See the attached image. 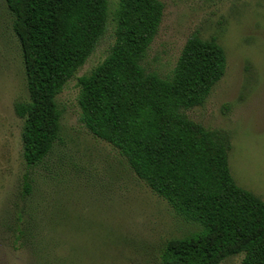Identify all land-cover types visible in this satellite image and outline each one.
Instances as JSON below:
<instances>
[{
	"label": "rangeland",
	"instance_id": "1",
	"mask_svg": "<svg viewBox=\"0 0 264 264\" xmlns=\"http://www.w3.org/2000/svg\"><path fill=\"white\" fill-rule=\"evenodd\" d=\"M160 1L162 19L143 65L167 75L191 33L216 37L224 72L205 102L185 112L227 131L233 178L264 199V0ZM116 4L108 0L110 14ZM113 27L109 19L92 53L56 95L59 139L40 163L26 165L22 119L13 108L28 97L25 75L12 16L0 0V264H162L167 239L202 229L177 215L80 120L77 77L106 56ZM242 256L218 264H239Z\"/></svg>",
	"mask_w": 264,
	"mask_h": 264
},
{
	"label": "trees",
	"instance_id": "2",
	"mask_svg": "<svg viewBox=\"0 0 264 264\" xmlns=\"http://www.w3.org/2000/svg\"><path fill=\"white\" fill-rule=\"evenodd\" d=\"M20 45L27 99L14 103L22 119V157L40 163L59 139L56 95L84 64L107 29L106 56L77 77L80 120L115 147L129 167L184 221L202 229L171 237L162 264H264V199L233 178L223 128L193 121L225 68L216 37L193 32L171 72L161 76L142 61L163 15L160 0H5ZM21 231L19 230V234Z\"/></svg>",
	"mask_w": 264,
	"mask_h": 264
}]
</instances>
